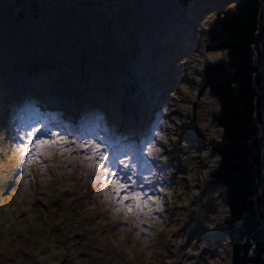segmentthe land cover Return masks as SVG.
Listing matches in <instances>:
<instances>
[{
  "label": "rangeland",
  "instance_id": "rangeland-1",
  "mask_svg": "<svg viewBox=\"0 0 264 264\" xmlns=\"http://www.w3.org/2000/svg\"><path fill=\"white\" fill-rule=\"evenodd\" d=\"M234 5L227 0H0V43L7 48L0 50V264H230L224 190L211 183L219 162L212 147L222 137L214 121L219 106L202 76L206 65L227 60L206 59V53L216 52L205 46L217 11ZM23 11L26 18L19 15ZM65 27L67 33L61 31ZM91 29L96 45L84 39ZM37 30L50 38L57 33V45L73 54L102 49L98 59L111 55L101 66L100 61L88 67L83 58L75 72L50 73L53 65L44 61L35 67L41 74L37 82L50 85L52 79H45L52 75L62 87L53 92V103L68 109L70 119L43 107L42 92L28 77L3 74V67L21 56L13 49L20 36ZM49 41L42 42L45 50L54 48ZM55 60L54 69L61 64ZM84 70L101 75L85 76ZM98 76L108 90L104 95L93 90L100 85ZM206 97L215 100L210 111ZM80 100L85 107L79 113L71 106ZM30 110L36 116L31 123ZM97 118L101 123L95 128ZM33 129L41 139L51 140L55 133L73 151L42 161L53 165L45 173L33 164L29 176L17 167L16 149L32 139ZM89 142L100 146L113 171L123 173V161L133 179L165 189L157 193L164 211L141 225L146 231L131 223V215L125 221L123 212H113L87 162H78L90 154ZM80 144L86 147L77 150Z\"/></svg>",
  "mask_w": 264,
  "mask_h": 264
},
{
  "label": "trees",
  "instance_id": "trees-1",
  "mask_svg": "<svg viewBox=\"0 0 264 264\" xmlns=\"http://www.w3.org/2000/svg\"><path fill=\"white\" fill-rule=\"evenodd\" d=\"M179 1L187 4L193 0ZM227 1L234 2L235 5L231 10L217 11L215 23L208 29V42L205 46L206 52H226L227 60L206 65L202 76L204 89L218 103L219 112L214 121L222 130L221 141L212 147L219 162L212 173L211 183L224 190L228 213L224 219V229L230 249L229 263L264 264V0ZM34 6L37 4L34 3ZM19 15L26 18L24 11ZM64 29L61 31H69L66 27ZM35 33L37 34L32 35L28 32L20 36L19 46L13 49H19L21 56H17V60L11 65L3 67V74L9 76L15 72L20 76L24 75L23 78L28 77L30 82H34L35 90L42 92L41 105L54 108V111H60L66 119H70L72 114L67 115L68 109H63L60 103H53V92L61 91L62 87L54 83L56 81H53L52 75H47L48 78L45 79H52L50 85L37 82L35 76L38 75L39 78L41 74L35 71V67L44 61L49 66L53 65L50 73L63 70L75 72L78 61L83 58L89 62L88 67H91L92 64L99 65L103 57L111 55L105 53L98 59L96 54L105 51L102 49H94L87 56L81 50L73 54L60 44L57 45L58 40L55 42L54 39L57 33L51 38L46 34H38V30ZM84 36L86 41H94L93 45H96L92 29ZM48 40L54 48L45 50L42 42L47 43ZM4 44L5 42L0 43L1 51H7ZM55 58L61 64L54 69L57 61ZM102 61L99 66L105 65ZM1 65H4L2 61ZM86 70L85 76L93 75ZM97 74L93 77L96 78ZM100 80L102 76L97 78L99 87L93 89L96 95H104V90L108 91ZM115 86L113 83L112 90ZM30 103L31 100L29 105ZM83 103L80 100L71 107H78L79 113L84 112ZM28 117L29 123L36 120L33 110L29 111ZM99 119L97 118L95 128L101 123ZM103 120L102 118V122Z\"/></svg>",
  "mask_w": 264,
  "mask_h": 264
},
{
  "label": "snow or ice",
  "instance_id": "snow-or-ice-1",
  "mask_svg": "<svg viewBox=\"0 0 264 264\" xmlns=\"http://www.w3.org/2000/svg\"><path fill=\"white\" fill-rule=\"evenodd\" d=\"M39 129H33L28 133L32 139L28 143H20L16 151L20 154V162L17 167L22 166L25 175H31L29 169L33 164L39 165V171L45 173L52 164H44L42 161L50 159L54 154L63 156L64 152L71 153L73 149L65 148L64 145L68 143L63 138L56 139L55 133H50L53 139H41L37 137ZM86 145L80 144L78 149L85 148ZM90 154L79 159L80 164H85L91 169L93 173L94 183H99V191L104 195L105 199L111 202L113 212H123V219L128 220V216H132L131 223L136 228L144 232L146 229L141 225L146 223L149 218L156 219V214L164 211L162 206L163 197L157 195L165 191L163 187H152V181L144 179L142 182L133 179L135 173H128L129 165L123 161L120 164L123 167V173L113 171L109 168L106 161L108 157L103 151H100L98 144H91L89 142ZM159 151V149H157ZM71 159H77L72 156ZM66 162L69 157H64ZM67 167V163H65ZM123 177V178H122ZM127 181V182H125Z\"/></svg>",
  "mask_w": 264,
  "mask_h": 264
},
{
  "label": "clouds",
  "instance_id": "clouds-1",
  "mask_svg": "<svg viewBox=\"0 0 264 264\" xmlns=\"http://www.w3.org/2000/svg\"><path fill=\"white\" fill-rule=\"evenodd\" d=\"M227 58V53L226 52H216L214 54H205V58L208 59V60H211V61H215L219 58ZM206 100H207V103L209 105V111L212 110V106L215 105V100L211 97H206Z\"/></svg>",
  "mask_w": 264,
  "mask_h": 264
}]
</instances>
